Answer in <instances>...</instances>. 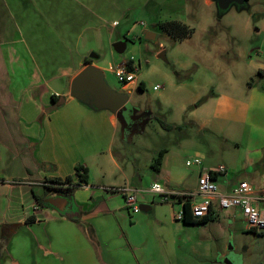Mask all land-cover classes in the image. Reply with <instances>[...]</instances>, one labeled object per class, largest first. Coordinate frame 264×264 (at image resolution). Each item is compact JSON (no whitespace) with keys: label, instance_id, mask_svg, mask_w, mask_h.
Returning <instances> with one entry per match:
<instances>
[{"label":"crops","instance_id":"0c3cea01","mask_svg":"<svg viewBox=\"0 0 264 264\" xmlns=\"http://www.w3.org/2000/svg\"><path fill=\"white\" fill-rule=\"evenodd\" d=\"M154 1L168 0H0V225L21 224L0 264H222L210 258V239L212 230L231 225L230 213L188 224L176 218L182 205L175 199L164 203L146 191L154 182L168 191L195 190L199 170L196 187L188 189V176L167 148L160 149L159 172L152 163L160 150L143 161L117 152L128 135L118 116L70 93L90 63L107 71L98 57L85 63L83 30L116 29L129 8ZM256 56L250 74L235 67L237 77L219 79L188 120L243 147L246 167L264 160V40ZM77 166L87 170L88 182L71 199L96 240L37 199L45 203L56 191L46 194L42 183L75 178ZM122 186L139 190V203L150 210L131 213L125 193L109 190ZM254 188L264 191V184Z\"/></svg>","mask_w":264,"mask_h":264},{"label":"rangeland","instance_id":"374dc122","mask_svg":"<svg viewBox=\"0 0 264 264\" xmlns=\"http://www.w3.org/2000/svg\"><path fill=\"white\" fill-rule=\"evenodd\" d=\"M213 3L168 0L164 5L155 1L147 7L134 5L116 29L83 30L79 47L85 49L87 57L96 54L95 61L107 67V85L127 95L128 106L121 116H129L131 109L135 119H141L142 129L132 131L123 140L120 138L121 148L117 152L143 161L154 151L167 148L173 158L172 164L188 176V189L196 187L199 169L187 166L186 161L195 157L202 159V170L210 165L223 169L217 180L221 191L229 190L242 180L259 188L264 184V160L254 167H246L248 154L243 147L188 121L192 120L197 104L217 88L219 79L229 74L237 77L235 67L245 75L252 72L251 61H257V49L264 40V0H248L249 9L239 11L233 7L221 17ZM101 11L108 21L114 16L113 12ZM167 20H179L193 27L195 32L191 37L175 41L158 25ZM144 31L155 33L156 38H145ZM121 40H126L127 47L119 54L114 45ZM131 56L137 65L140 63L139 83L124 88L115 71L123 59ZM140 82L144 83V90L139 88ZM156 85L159 88L154 90ZM157 118L182 124V127L167 131ZM60 194L54 191L45 203L49 204ZM229 213L233 220L229 228L212 230V262L264 264V231L247 229L239 211ZM84 223V230L91 236L90 227ZM91 237L96 240V236Z\"/></svg>","mask_w":264,"mask_h":264},{"label":"built area","instance_id":"2783aa9c","mask_svg":"<svg viewBox=\"0 0 264 264\" xmlns=\"http://www.w3.org/2000/svg\"><path fill=\"white\" fill-rule=\"evenodd\" d=\"M144 26V23L142 22ZM139 65L131 56L120 63L115 71L119 81L129 86L138 82L137 72ZM159 88L154 86V90ZM201 158H191L186 161V165L196 166L199 169L197 187L192 191H168L160 182H154L147 188L146 191L161 196V202L171 203L174 199H186L190 203V211L194 219H203L212 214L213 217H221L227 215L230 211H239L245 220L246 228L255 231H264V191L256 190L248 181H240L237 185L229 190L221 191L218 189V176L223 172L220 168H208L202 170ZM226 175V173H224ZM43 186L47 185L42 183ZM49 186L59 188L61 191H67L70 187L80 189L85 185H77L76 181L64 184H53ZM112 191H120L125 193L126 207L131 213L140 212V203L138 201L139 190L129 186L109 188ZM183 204L176 218L183 220Z\"/></svg>","mask_w":264,"mask_h":264},{"label":"water","instance_id":"95a60500","mask_svg":"<svg viewBox=\"0 0 264 264\" xmlns=\"http://www.w3.org/2000/svg\"><path fill=\"white\" fill-rule=\"evenodd\" d=\"M217 9L219 16H223L230 9L235 7L237 10H247L250 8L248 0H212ZM145 38L154 40L156 34L151 31H144ZM115 51L119 54L124 53L127 47L126 40H121L114 45ZM94 53L90 58H97ZM71 95L77 97L80 101L88 104L96 110L107 109L115 113L123 126V132L126 131L132 116H121L122 110L128 106V97L126 94L113 91L106 83L104 72L93 64H89L81 70L72 80ZM142 126V125H141ZM72 203L70 196L60 194L49 201V205L63 212L68 205ZM140 210L148 212L150 206L146 204L139 205ZM229 264H238L232 262Z\"/></svg>","mask_w":264,"mask_h":264},{"label":"trees","instance_id":"16d2710c","mask_svg":"<svg viewBox=\"0 0 264 264\" xmlns=\"http://www.w3.org/2000/svg\"><path fill=\"white\" fill-rule=\"evenodd\" d=\"M158 25L162 29H164L166 32H168L173 37V39L175 41H180V40L186 39V38L192 36L193 33H194V28L190 27L188 24L183 23V22H181L179 20L162 21V22L158 23ZM91 61H92V59L88 58V59H86L85 63L88 64ZM139 88L142 89V90L145 89V86H144L143 82H141L139 84ZM54 98H55V96H54ZM157 120L159 121L161 127L163 129L167 130V131H171V130H174V129L181 128V126L167 123L165 120H163L161 118H157ZM164 153H165L164 150H160L159 153L157 154V156L154 158V161L152 163V167H153V169L156 172L160 171ZM74 181H76L77 185H86L87 182H88L87 170L84 169L81 166H77L76 167V177L75 178L68 177V178H66L64 180L53 179L50 183L60 185V184H64V183H71L72 184V182H74ZM44 187L46 189V191H45L46 194L52 192L53 190H56L57 192L61 191L59 188H56V187H53V186H49V185H45ZM75 190H76L75 187H72V188L70 187L64 193H66L65 195H68V196L72 197V193ZM37 199L40 202V204L51 206L49 204H46V203L42 202V200L39 197H37ZM177 202L178 203L184 202V204H183V213H184L183 220H184V222L188 223V224L194 223L195 219L193 218V216L191 214L189 201L186 200V199H183V197H182V198H179V200ZM60 213H61V215H63L66 218H68L69 220L75 222L78 225H82L84 227L85 223L83 221H81L82 212L79 209V207L73 203V201L69 205L67 210H65L63 212H60ZM215 218H218V217H213V215L210 214V215L206 216L205 218H203L202 222H208V221L213 220ZM34 220H35V217L28 218L26 220V223H31ZM20 226H21V224H2V225H0V229H1L0 261H4L7 258L6 251L8 249L10 239L18 231ZM88 229L91 231V228H88Z\"/></svg>","mask_w":264,"mask_h":264},{"label":"flooded vegetation","instance_id":"af4514ba","mask_svg":"<svg viewBox=\"0 0 264 264\" xmlns=\"http://www.w3.org/2000/svg\"><path fill=\"white\" fill-rule=\"evenodd\" d=\"M129 115H130V117L132 116V118L130 119V123H129L128 127H127V134L131 133L132 131H135V130L139 129L140 128V124H141V119H139V118L135 119V116H134V114H133L131 109H129ZM64 192H62V194H66ZM68 207H69V205H68ZM67 208H66V210H67Z\"/></svg>","mask_w":264,"mask_h":264}]
</instances>
